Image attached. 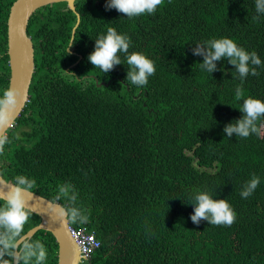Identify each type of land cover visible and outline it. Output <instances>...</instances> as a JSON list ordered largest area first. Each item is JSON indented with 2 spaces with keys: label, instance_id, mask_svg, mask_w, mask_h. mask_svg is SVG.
I'll return each mask as SVG.
<instances>
[{
  "label": "trees",
  "instance_id": "obj_1",
  "mask_svg": "<svg viewBox=\"0 0 264 264\" xmlns=\"http://www.w3.org/2000/svg\"><path fill=\"white\" fill-rule=\"evenodd\" d=\"M15 1L0 0V96L9 83L7 19ZM107 3L77 0L76 13L58 3L31 16L35 70L29 101L0 153L1 176L11 184L34 180L31 192L64 206L72 225L94 231L100 248L90 264H264V117L247 138L224 132L243 116L244 99L264 102V11L256 0H163L153 14L128 18ZM75 14L71 50L83 56L87 83L67 68ZM108 28L130 38L129 53L154 62L146 86L126 80L123 53V64L107 73L93 68L88 56ZM220 38L254 51L260 74L241 80L225 58L211 74L202 70L204 56L194 49L207 51ZM253 175L260 183L242 198ZM198 192L225 199L234 223L194 224ZM39 222L29 212L20 236L0 227V238L16 242ZM26 242L45 249L40 264H57L49 232ZM18 249L19 264H37ZM0 251V264H12L14 248Z\"/></svg>",
  "mask_w": 264,
  "mask_h": 264
},
{
  "label": "clouds",
  "instance_id": "obj_2",
  "mask_svg": "<svg viewBox=\"0 0 264 264\" xmlns=\"http://www.w3.org/2000/svg\"><path fill=\"white\" fill-rule=\"evenodd\" d=\"M162 3L163 0H108L106 9L115 8L123 16L133 18L145 13L153 14ZM256 10L258 12L264 11V0H256ZM73 41H75L74 35L72 41L68 44L67 50L71 48ZM205 46L207 51H203L199 44L194 49V54L204 56L202 63H200L202 70L211 74L216 70L214 61L225 58L229 64L234 66L241 80L248 75L258 76L260 74L257 68L262 65V62L258 55L254 51L247 52L238 47L232 39H214L208 41ZM129 47L130 38L128 36L118 34L115 29L108 28L106 35H101L95 40L94 51L88 56V60L93 68H99L105 74L113 68V65L123 64L118 55V53H123L128 66L126 80L139 87L146 86L149 77L154 75L156 71L154 62L142 53H129ZM79 57L83 60L81 54ZM69 74L73 76L72 73L69 72ZM20 95L19 90L9 87L0 96V153L3 152L4 145L7 142V129L9 125L14 123ZM241 97L242 90L237 87L236 99L240 100ZM239 111L243 113V116L235 120V123L228 124L224 129L227 137H231L235 133L238 137L247 138L250 134L256 133L258 130L256 122L264 117V102L248 97L243 100ZM259 183L260 178L253 175L241 191V197L248 198L251 196ZM0 185H3L6 189L3 191V195H0V199L4 201L3 205L0 206V227L7 229L12 237H18L28 221L27 197L32 194L29 190L35 186V181L17 177L16 184L12 186H9L5 180ZM20 185H27V188H21ZM194 201V213L190 217L194 224H199L201 220H205L211 225L231 226L236 219L235 212L225 199H213L207 192H198L194 196ZM73 215H75V212H73ZM0 245H3L4 249L17 247L14 241L5 238H0ZM22 247L28 250L27 256L36 257L37 264L45 260L46 251L41 244L37 243L35 246L38 251L32 250L33 246L26 241L22 243ZM3 255L4 252L0 251V256ZM92 258L86 264H90ZM4 264H8V262L5 261ZM79 264L82 263L79 262Z\"/></svg>",
  "mask_w": 264,
  "mask_h": 264
},
{
  "label": "water",
  "instance_id": "obj_3",
  "mask_svg": "<svg viewBox=\"0 0 264 264\" xmlns=\"http://www.w3.org/2000/svg\"><path fill=\"white\" fill-rule=\"evenodd\" d=\"M75 1L77 0H16L11 5L7 19L8 88L11 87L19 90L21 95L18 97L19 104L14 117V123L9 125L7 132L16 124V120L29 101V87L35 70L33 42L27 34V27L31 16L43 7L58 3H66L67 8L76 13ZM75 15L76 24L72 30L71 41L75 28L79 24V15ZM4 180L0 174V183H3ZM7 183L9 186L14 185L8 181ZM5 190L3 185H0V195H3V191ZM31 193L27 197L26 208L28 212L36 214L40 218V222L15 242L17 247H14L12 264H19V246L31 239L40 230L49 232L54 237L58 246L57 264H79V249L68 232L67 210L60 203L52 202L34 192Z\"/></svg>",
  "mask_w": 264,
  "mask_h": 264
},
{
  "label": "built area",
  "instance_id": "obj_4",
  "mask_svg": "<svg viewBox=\"0 0 264 264\" xmlns=\"http://www.w3.org/2000/svg\"><path fill=\"white\" fill-rule=\"evenodd\" d=\"M68 223L70 236L79 248L80 263L86 264L99 249L100 243L96 239L94 231L88 230L85 226L76 227L70 223V219H68Z\"/></svg>",
  "mask_w": 264,
  "mask_h": 264
},
{
  "label": "flooded vegetation",
  "instance_id": "obj_5",
  "mask_svg": "<svg viewBox=\"0 0 264 264\" xmlns=\"http://www.w3.org/2000/svg\"><path fill=\"white\" fill-rule=\"evenodd\" d=\"M72 47V46H71ZM70 53V58H73L72 62L69 63L68 65V69H74V70H78V72L81 74V78L80 81H83L84 83H87V81L91 80L92 78H90L89 75L84 74L82 68H81V58L79 57V52L78 50H71V48L69 50H67ZM72 73V72H70ZM74 73V71H73ZM72 73V74H73ZM92 77V76H91ZM97 82V80H95ZM103 82L97 83L98 84H102Z\"/></svg>",
  "mask_w": 264,
  "mask_h": 264
},
{
  "label": "bare ground",
  "instance_id": "obj_6",
  "mask_svg": "<svg viewBox=\"0 0 264 264\" xmlns=\"http://www.w3.org/2000/svg\"><path fill=\"white\" fill-rule=\"evenodd\" d=\"M29 25V24H28ZM27 31H28V28H27ZM29 36V35H28ZM3 43V42H2Z\"/></svg>",
  "mask_w": 264,
  "mask_h": 264
}]
</instances>
